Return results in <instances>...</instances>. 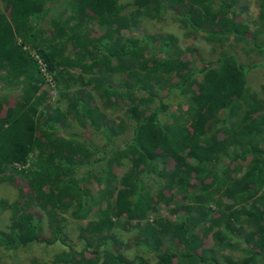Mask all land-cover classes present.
Masks as SVG:
<instances>
[{"label":"trees","instance_id":"obj_1","mask_svg":"<svg viewBox=\"0 0 264 264\" xmlns=\"http://www.w3.org/2000/svg\"><path fill=\"white\" fill-rule=\"evenodd\" d=\"M132 2L138 10L126 14L116 4L102 8L97 31L91 28L93 20L76 15L77 0H0V90H11L0 96V108L5 101L12 104L0 118V182L17 176L26 188L12 204L13 218L8 235L0 231V246L17 251L26 243L64 245L51 264H264V112L248 93L247 67L228 53L213 69L196 70L191 54L170 34H123L141 18L155 17L158 9L171 11L189 36L203 34L219 45L229 37L243 40L249 34L247 24L239 20L232 0ZM68 3L73 12L65 21L45 20L60 8L65 13ZM258 6L263 29L264 0H258ZM253 48L264 55V43L255 42ZM30 50L60 84L64 108L46 101L41 65ZM74 67L89 74L87 84L104 110L130 103L125 114L135 122L125 147L97 149L82 136H51L56 125L70 119L98 121L96 128H109L103 112L91 106V92L69 91L77 84L69 73ZM173 77L178 81L172 84ZM166 85L167 93L177 89L188 94L187 106L178 108L177 120L170 123L159 120L162 98L154 101L156 88ZM137 90L145 94L137 96ZM244 103L249 104L247 118L242 111L240 119L227 124ZM115 125L124 128L122 121ZM96 154L101 157L95 162L101 161L102 167L94 180L104 184L105 208L88 219L92 199L74 169L91 168L89 160ZM124 158L131 165L116 184L111 168ZM168 159L171 167L165 165ZM153 178L164 181L157 190L151 186ZM161 202L181 206L186 215L179 224L169 219L138 223L132 244L142 251L129 257L121 250L115 227L142 218ZM33 204L50 219L47 231ZM65 213L79 222L73 242ZM231 233L243 234L248 245L235 261L218 254L231 242L226 235ZM208 235L213 245L206 247L203 238Z\"/></svg>","mask_w":264,"mask_h":264},{"label":"rangeland","instance_id":"obj_2","mask_svg":"<svg viewBox=\"0 0 264 264\" xmlns=\"http://www.w3.org/2000/svg\"><path fill=\"white\" fill-rule=\"evenodd\" d=\"M78 6L76 8V15L80 16L81 19H91L92 30H97L96 19L98 15L101 14L102 8L106 11L111 6L116 4L122 14L135 12L138 9L133 5V0H99V6L96 4L98 0H77ZM218 2V0H215ZM234 3V8L238 13L239 20L243 23H246L248 26L249 34L239 42H233L232 37L226 39L222 42V45H219L216 40H210L203 37V34H196L194 36H189L186 32V29L181 26V23L177 20L176 16L173 15L168 9H158L157 15L155 17H146L141 18L140 23L137 27H130L123 30V34L126 35H135V37H141L142 34L147 36L159 37L164 34H170L177 39V45L184 50L186 53H190V63L191 67L198 70L202 68L213 69L215 64L223 58L228 53H233L236 55L237 60L240 65L247 67V90L249 94L255 96V98L261 103L262 111L264 112V55L258 54L253 48V43H264V28H261V23L258 18L259 6L258 0H232ZM1 7V5H0ZM67 10L65 13H61L60 10L49 13L46 16L45 20L49 21L52 18L65 21V18L71 14L72 9L70 8V3L66 5ZM63 10V7H62ZM74 22V20H72ZM46 27V24L44 25ZM255 35L254 37H252ZM255 40V42H253ZM30 53L33 54L41 65V71L45 78L44 89H46V101L50 102L52 105L59 106L64 108L66 106V99L64 95L60 93V84H56L53 74H50L46 71L44 64L41 62L40 58L37 56L34 50H30ZM185 53V54H186ZM188 57V54H187ZM69 73L77 80V84L72 86L69 91L73 89H81L86 92H91L93 94L91 106L95 105L99 108L100 113L103 114L108 119V129L103 130L101 128H96L95 125H99L98 121L94 124L90 120L84 119L83 122L78 120L70 119L66 124L56 125L51 132V136L56 138H76L82 136L86 139L88 144L92 148L111 150L112 148H123L125 147L131 137H132V126L135 122V119L129 118L125 114L129 102L122 101L119 103L118 108L112 110H104L101 107V100L98 94L92 91V88L87 84L86 77L89 74L83 72L78 67L70 68ZM195 76V75H194ZM199 72L196 74L197 79L199 80ZM178 81L177 77L171 79V83H176ZM168 85L156 88L155 93L156 97L154 98L155 103L157 104V98H162L163 109L160 111L159 120L163 123H170L177 120V114L181 107L184 109L187 106V97L188 94L174 89L170 93H167ZM19 92V90H15ZM11 90H0V96L2 94H10ZM141 90L136 91L137 96H143ZM16 96V95H15ZM11 101L8 103L5 101L0 108V118H3L7 113L11 111ZM249 104L244 103L237 115L231 116L227 120L236 121L240 119L242 114L244 118H247V111L245 110ZM155 105L151 104L150 108H153ZM134 115L137 116L138 109L134 106ZM148 113V112H147ZM180 113V112H179ZM220 116L226 118V113H220ZM122 121L124 128H116L115 123ZM100 154L93 155L89 163L92 165L91 168H86L85 166H80L74 169V175L77 177L82 185L87 188L90 192V197L92 199V210L88 219H95L96 212L100 208H105V199L104 196H101V189L104 187V184H99L95 182L94 175H97L101 171L102 163L101 161L95 162V159H99ZM172 161L168 159L166 161V166H172ZM243 164V162H240ZM104 164V163H103ZM130 162L127 158H124L119 163L113 164L111 172L115 176V183L117 182L118 176H120L124 170L128 169ZM243 166V165H242ZM12 171V170H11ZM10 171V172H11ZM114 179V178H113ZM148 182V179L146 180ZM163 180L153 178V183L151 186L154 189H158L163 184ZM114 184V182H113ZM117 184V183H116ZM24 181L13 176L9 180L0 182V231L8 235L9 225L12 220V204L17 202L21 190H25ZM23 204V203H21ZM19 204V205H21ZM19 210L21 206L17 207ZM32 209L38 210V213L41 216V224L44 230L47 231V223L49 218L47 214L43 212L37 204L31 206ZM213 211L215 208L213 205L209 207ZM61 214V211H60ZM67 217L66 230L68 232V237L70 242L75 241L78 234L79 222L72 220L69 217L68 213L63 214ZM186 215L181 206H173L169 202L158 203L153 209H149L145 216L140 219H132L128 223L126 222L123 225V221L119 226L115 227L117 236L122 240L123 246L121 250L128 255L133 257L135 254L142 251L141 249L135 247L132 242L136 237V225L138 223H144L149 221L152 223L158 222L160 219H169L173 224H179L182 218ZM85 221L81 222L80 225H84ZM231 242H228L227 247L224 250H221L218 254H223L227 259L235 261L237 258L242 257L248 249V245L243 241V234L241 233H231L226 234ZM204 245L206 247L212 246L213 238L211 235L205 236ZM65 246L60 243H52L50 245L43 246L41 243H31L23 244V247L18 248L17 251L12 249H7L3 246H0V264H15L17 261L20 264H32V261H40L43 263L51 264L53 256L62 251ZM151 257V255H149Z\"/></svg>","mask_w":264,"mask_h":264}]
</instances>
